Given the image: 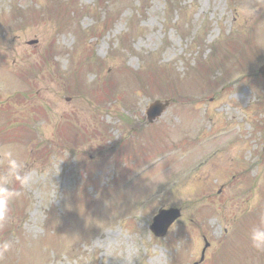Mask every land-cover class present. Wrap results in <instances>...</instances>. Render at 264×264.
Returning <instances> with one entry per match:
<instances>
[{
	"label": "rangeland",
	"instance_id": "1",
	"mask_svg": "<svg viewBox=\"0 0 264 264\" xmlns=\"http://www.w3.org/2000/svg\"><path fill=\"white\" fill-rule=\"evenodd\" d=\"M66 1L0 0V137L2 127L24 134L36 124L51 145L44 161H32L38 140L23 153L36 175L0 229V240L14 243L0 264H189L206 233L202 264H259L264 253L219 243L224 228L231 237L264 212V86L236 66L225 76L235 59L221 51L234 48L231 39L249 25L248 37L264 48V11L254 20L264 0H170L169 9L163 0H69L65 13L47 21L50 8ZM255 57L264 61V51ZM24 69L34 74L31 99L25 89L13 91L29 88L18 75ZM170 69L183 96L187 78L189 91L199 89L190 97L197 102L181 103L178 123L167 108L143 128L147 106L169 100ZM111 81L116 88L103 96ZM136 114L144 120L129 125ZM26 140L6 135L0 144ZM170 206L182 209L181 218L154 239L151 217Z\"/></svg>",
	"mask_w": 264,
	"mask_h": 264
},
{
	"label": "clouds",
	"instance_id": "2",
	"mask_svg": "<svg viewBox=\"0 0 264 264\" xmlns=\"http://www.w3.org/2000/svg\"><path fill=\"white\" fill-rule=\"evenodd\" d=\"M25 149L14 143L0 144V228L5 227L10 219L12 203L23 193L22 189L31 186L35 179V170L26 169ZM257 199L251 202L255 207ZM247 240L257 252L264 253V212L258 215L247 231ZM11 240H0V261H3L13 250Z\"/></svg>",
	"mask_w": 264,
	"mask_h": 264
},
{
	"label": "water",
	"instance_id": "3",
	"mask_svg": "<svg viewBox=\"0 0 264 264\" xmlns=\"http://www.w3.org/2000/svg\"><path fill=\"white\" fill-rule=\"evenodd\" d=\"M259 72L261 73L263 79H264V65L259 69ZM156 109L159 107L156 106ZM152 113L154 115H158L160 112L153 110ZM180 215V212L178 209L170 208L167 210H160L158 214L154 217L153 223L151 225L152 231L156 235H164L168 226Z\"/></svg>",
	"mask_w": 264,
	"mask_h": 264
}]
</instances>
